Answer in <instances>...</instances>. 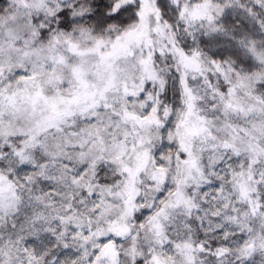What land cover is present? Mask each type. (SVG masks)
Here are the masks:
<instances>
[{"label":"snow or ice","instance_id":"snow-or-ice-1","mask_svg":"<svg viewBox=\"0 0 264 264\" xmlns=\"http://www.w3.org/2000/svg\"><path fill=\"white\" fill-rule=\"evenodd\" d=\"M0 264H264V0H0Z\"/></svg>","mask_w":264,"mask_h":264}]
</instances>
